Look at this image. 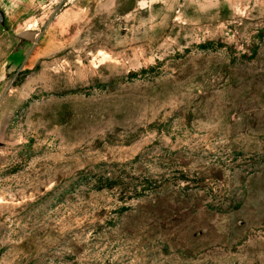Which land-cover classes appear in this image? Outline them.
<instances>
[{
    "label": "rangeland",
    "instance_id": "obj_1",
    "mask_svg": "<svg viewBox=\"0 0 264 264\" xmlns=\"http://www.w3.org/2000/svg\"><path fill=\"white\" fill-rule=\"evenodd\" d=\"M15 1L0 264H264V0Z\"/></svg>",
    "mask_w": 264,
    "mask_h": 264
},
{
    "label": "crops",
    "instance_id": "obj_2",
    "mask_svg": "<svg viewBox=\"0 0 264 264\" xmlns=\"http://www.w3.org/2000/svg\"><path fill=\"white\" fill-rule=\"evenodd\" d=\"M10 1L12 3H8V0H0V12L2 13L3 17L6 16V13H8V11L13 13V9L14 10L15 8L18 9L17 6H11L13 3L16 5L18 2L15 3L16 2L15 0H10ZM35 1H37V3H40V1L41 3L45 2L44 0H35Z\"/></svg>",
    "mask_w": 264,
    "mask_h": 264
},
{
    "label": "water",
    "instance_id": "obj_3",
    "mask_svg": "<svg viewBox=\"0 0 264 264\" xmlns=\"http://www.w3.org/2000/svg\"><path fill=\"white\" fill-rule=\"evenodd\" d=\"M0 15H1V17L3 18V15H2L1 12H0ZM25 37H26V38H29V35L26 34Z\"/></svg>",
    "mask_w": 264,
    "mask_h": 264
}]
</instances>
